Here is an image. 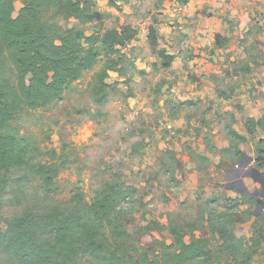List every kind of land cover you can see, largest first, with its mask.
<instances>
[{
  "label": "rangeland",
  "instance_id": "obj_1",
  "mask_svg": "<svg viewBox=\"0 0 264 264\" xmlns=\"http://www.w3.org/2000/svg\"><path fill=\"white\" fill-rule=\"evenodd\" d=\"M188 2L132 0L121 3V10L104 0L93 2L90 9L102 18L88 32L131 25L139 36L111 58L119 62L115 69L108 70L110 60L102 57L59 100L26 110L12 123L32 162L56 163L60 173L54 196L46 195L37 178H25V170L8 173L9 187L0 197L4 230L6 219L29 208L65 204L77 193L91 203L106 185L118 182L132 189L121 217L138 246L171 243L170 225H178L186 242L204 239L213 251L212 259L195 264H234L213 233L214 213H225L238 237L249 244L261 241L251 264H264L259 203L264 190L251 177L243 178L254 175L253 169L264 173V131L250 134L248 113L239 119L234 110L226 111L240 107L236 104L255 107L264 96V0H220L215 18L222 27L211 37L198 33L199 17L184 9ZM200 11L210 18L207 5ZM229 11L242 12L231 16ZM248 11V18H240ZM62 24L84 28L76 20ZM151 30L160 41L155 49ZM198 34L204 40L199 46ZM159 49L175 57L170 67L163 65ZM102 98L106 102L100 104ZM228 127L244 132L246 141L233 143ZM235 172L239 176L231 177ZM241 179L249 193L238 192ZM0 264H12L1 251Z\"/></svg>",
  "mask_w": 264,
  "mask_h": 264
},
{
  "label": "trees",
  "instance_id": "obj_2",
  "mask_svg": "<svg viewBox=\"0 0 264 264\" xmlns=\"http://www.w3.org/2000/svg\"><path fill=\"white\" fill-rule=\"evenodd\" d=\"M96 1L0 0V197L9 187L7 175L12 170H25V178H37L46 195L57 193L59 166L39 160L33 163V155H28L12 123L26 110L59 100L102 57L110 60L108 70L115 69L119 62L111 58L121 55L139 36L131 25L88 32L89 26L102 18L90 9ZM104 1L122 9L118 0ZM72 20L84 28L62 24ZM149 41L154 49L160 45L155 30L150 31ZM223 44L222 36L217 35L216 45ZM157 54L165 67L175 59L165 49L157 50ZM246 127L250 134L264 130V118H251ZM228 135L233 143L246 141L230 127ZM131 191L114 182L91 203L77 193L65 204L29 208L6 219L5 230L0 222V251L12 264H195L214 257L206 240L192 237L186 242L187 235L178 225H170L172 242L160 243L157 249L132 242L121 217ZM230 216L214 213L213 233L219 235L221 249L234 264H251L261 241L249 244L238 237L225 221Z\"/></svg>",
  "mask_w": 264,
  "mask_h": 264
},
{
  "label": "crops",
  "instance_id": "obj_3",
  "mask_svg": "<svg viewBox=\"0 0 264 264\" xmlns=\"http://www.w3.org/2000/svg\"><path fill=\"white\" fill-rule=\"evenodd\" d=\"M98 1H100V0H98ZM130 1H132V0H130ZM134 1L136 2V0H134ZM219 1L220 0H189V2L187 3V6L184 7L185 11H188L187 15H190L191 17L195 16L196 18L199 17V21H200V24H198L199 25L198 26L199 32L197 31L199 34L211 37L212 33L220 32V27H222V26H220L219 23H216L217 20L215 18L217 13H218V11L216 12V10L219 9ZM121 3H124V2L121 0V1H119V4H121ZM17 5H19V3H17ZM205 5H207L209 8L208 16H210V18L204 17L201 13H199V12H201L200 10H202V8ZM226 8H227L226 10H228V9L231 10V6L229 4L227 5ZM232 9H234V8L232 7ZM225 12H228V11H225ZM229 12H230L231 16H237V15L239 16V14L242 11H229ZM211 17H213V18H211ZM248 17H249V11L247 12V14H242L240 18H242V19L244 18V20H245V18H248ZM194 23H195V20H194ZM246 24L249 26L250 23H246ZM215 25L217 27H215ZM204 26H205V28H204ZM245 29H246L245 27L244 28L242 27L241 31H245ZM199 34L197 35L198 38H195V43L197 44V46H199L200 42L204 41V40H201L199 38V37H201ZM208 66H210V65H208ZM215 97L218 98V96H215ZM202 98H205V96L202 95ZM257 100H258L257 101L258 104L257 105L255 104V107H248L247 104H244V105L236 104L237 106H240V107L233 108L234 106H230L226 109V111H228V110L233 111L234 110V113L237 114L236 117L239 119H241V113H243V114L248 113L250 118H254L256 120H259V118L262 116V113H264V96L263 97L259 96L257 98ZM245 101L246 100H244V102ZM241 109H243V110L240 111ZM258 131H264V130L257 129L254 131V133L258 132ZM243 133L240 132V135L241 134L243 135ZM247 139H249V138H247ZM248 142L249 141H247V143ZM223 143L227 146L228 141H227L226 137H224Z\"/></svg>",
  "mask_w": 264,
  "mask_h": 264
},
{
  "label": "water",
  "instance_id": "obj_4",
  "mask_svg": "<svg viewBox=\"0 0 264 264\" xmlns=\"http://www.w3.org/2000/svg\"><path fill=\"white\" fill-rule=\"evenodd\" d=\"M253 172H254V175H246L243 178L251 177L254 180L255 183H260L262 188H263V190H264V173H260V171L257 170V169H253ZM239 184L242 187V188L238 189L239 193H243V194L244 193H249L248 188L244 185V180L243 179L240 180ZM255 195H256V193L253 194V196H255ZM261 197L264 198V192L261 194ZM259 203L264 206V201H259Z\"/></svg>",
  "mask_w": 264,
  "mask_h": 264
},
{
  "label": "flooded vegetation",
  "instance_id": "obj_5",
  "mask_svg": "<svg viewBox=\"0 0 264 264\" xmlns=\"http://www.w3.org/2000/svg\"><path fill=\"white\" fill-rule=\"evenodd\" d=\"M237 176H239V173H238V172H235V173H233V174L231 175V177H233V178H235V177H237Z\"/></svg>",
  "mask_w": 264,
  "mask_h": 264
}]
</instances>
